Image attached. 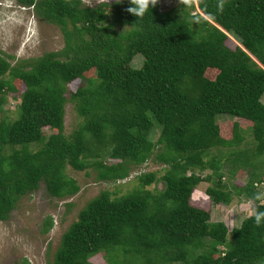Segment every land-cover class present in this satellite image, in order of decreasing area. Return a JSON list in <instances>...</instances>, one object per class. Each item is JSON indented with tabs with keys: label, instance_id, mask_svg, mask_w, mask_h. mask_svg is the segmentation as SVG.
I'll use <instances>...</instances> for the list:
<instances>
[{
	"label": "trees",
	"instance_id": "16d2710c",
	"mask_svg": "<svg viewBox=\"0 0 264 264\" xmlns=\"http://www.w3.org/2000/svg\"><path fill=\"white\" fill-rule=\"evenodd\" d=\"M14 1L56 25L63 45L22 64L0 56V221L39 183L51 198L74 194L66 167H93L96 180L114 182L129 166L150 161L160 176L139 173L136 187L122 196L102 190L88 200L61 233L50 264H93L97 256L103 264H261L264 223L257 227L251 213L227 232L190 205L189 196L200 182L209 184L203 193L214 204H228L231 195L252 201L259 193L264 0H225L222 13L218 0L166 10L158 2L142 19L126 11L129 0L92 7L79 0ZM226 36L236 40L232 49ZM134 55L141 58L137 68L129 66ZM90 70L92 78L84 77ZM206 70L215 72L211 79ZM13 80L22 90L7 120L1 104L3 92L14 91ZM74 80L80 85L64 97ZM66 101L81 123L64 135ZM219 119L229 123L228 138ZM245 136L249 147L238 148ZM205 169L208 174H198ZM236 169L246 172L240 186L229 182ZM158 180L161 189L144 188ZM254 206L264 211L261 201ZM50 227L46 216L41 233Z\"/></svg>",
	"mask_w": 264,
	"mask_h": 264
},
{
	"label": "rangeland",
	"instance_id": "374dc122",
	"mask_svg": "<svg viewBox=\"0 0 264 264\" xmlns=\"http://www.w3.org/2000/svg\"><path fill=\"white\" fill-rule=\"evenodd\" d=\"M79 1L82 6L92 7L99 3L109 5L116 0H108V2L107 0H103V2H100V0ZM179 3H181L180 0H159V9L174 8ZM192 4L195 6V0ZM105 10V14H108V10ZM223 43L228 49H232L237 45L236 40L231 36H226ZM62 45V34L56 25L38 19L30 8L17 7L14 0H0V56L5 58L10 65L22 64L44 52L57 51ZM140 63V56L134 55L129 62V66L137 68ZM214 73L213 70H206L203 75L211 79ZM92 76L91 70L84 74V77L87 78H92ZM2 78L6 79L7 76L4 74ZM11 85L14 91H4L1 104V116L6 117L7 120L14 118L15 105L18 101L17 96L22 90L21 84L17 81H11ZM78 85H80V82L77 80L68 83L65 86L64 97H67L68 93L72 92ZM259 102L264 105V90L259 97ZM219 122H223L220 124V128L224 133L223 137L228 138L229 123H226L224 119H219ZM62 123L64 135H67L81 123L80 116L74 112L68 101L63 105ZM246 130L248 129L246 128ZM52 132L46 128L42 129V133L46 135ZM156 132L153 129L150 133L151 140L155 138ZM244 139L247 143H240L238 148L249 147L248 138L245 136ZM29 148L32 150L36 146L31 145ZM225 150L221 149V151ZM211 153L215 152L211 150ZM207 157L204 156L203 160ZM112 162H115V160L108 158L105 160V163ZM261 162L264 166V157L261 158ZM256 166L258 167V164ZM263 166L256 169L262 175L260 177L261 182L255 185L259 193H264ZM227 168L228 166L223 163L220 169L223 182L228 179ZM150 171L156 172V178L161 174L159 165L146 161L135 167L129 166L127 175L123 179L104 182L94 178L95 170L93 167H86L81 171H74L66 167L64 170L65 175L75 182L78 189L71 196L59 199L49 197L45 193L42 184L39 183L35 190L20 196L8 213L7 218L0 221V264H50L52 253L58 244L61 233L68 223L75 219L76 212L88 200L95 197L102 190H106L110 198L122 196L136 187L135 176L137 174ZM208 173V169L198 172L199 175ZM245 179L246 172L236 169L229 182L240 186ZM208 185L207 182L198 183L190 193L189 204L207 211L210 222H222L228 232L231 227L237 226L242 218L252 213L253 205L244 197L235 198L231 195L226 205L212 203L203 193L204 188ZM144 188L159 190L162 188V183L158 180ZM46 216L51 219V227L46 233H41L42 221ZM226 238H229L228 233ZM91 262L93 264L104 263L98 256L92 258ZM261 264H264V260Z\"/></svg>",
	"mask_w": 264,
	"mask_h": 264
},
{
	"label": "clouds",
	"instance_id": "9594fccd",
	"mask_svg": "<svg viewBox=\"0 0 264 264\" xmlns=\"http://www.w3.org/2000/svg\"><path fill=\"white\" fill-rule=\"evenodd\" d=\"M100 2H103V0H100ZM116 2L120 3L121 0H116ZM129 2L131 6L128 7L126 11L137 17V19H142L150 9L154 8L158 4L159 0H129ZM180 2L187 7H191L193 0H180ZM224 4L225 0H218L217 8L221 13L224 11ZM17 7L20 6L17 5ZM255 201H261V203H264V193H256L253 200L249 202L253 205L252 213L254 215L255 224L259 227L262 223H264V211L257 210L254 206Z\"/></svg>",
	"mask_w": 264,
	"mask_h": 264
}]
</instances>
